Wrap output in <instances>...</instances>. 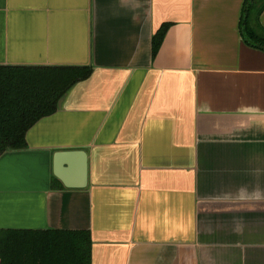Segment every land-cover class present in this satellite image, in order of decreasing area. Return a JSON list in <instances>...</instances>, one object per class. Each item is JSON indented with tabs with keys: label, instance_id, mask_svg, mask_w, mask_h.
Listing matches in <instances>:
<instances>
[{
	"label": "crops",
	"instance_id": "1",
	"mask_svg": "<svg viewBox=\"0 0 264 264\" xmlns=\"http://www.w3.org/2000/svg\"><path fill=\"white\" fill-rule=\"evenodd\" d=\"M244 2L0 0V65L93 68L0 156V229L87 230L92 264H264V50ZM60 151L87 155L83 187L55 174Z\"/></svg>",
	"mask_w": 264,
	"mask_h": 264
},
{
	"label": "trees",
	"instance_id": "2",
	"mask_svg": "<svg viewBox=\"0 0 264 264\" xmlns=\"http://www.w3.org/2000/svg\"><path fill=\"white\" fill-rule=\"evenodd\" d=\"M263 11L264 0H245L240 24L246 43L262 50ZM92 71L91 65H0V156L26 147L27 131L56 112L66 92ZM0 264H92V238L87 230L0 229Z\"/></svg>",
	"mask_w": 264,
	"mask_h": 264
},
{
	"label": "water",
	"instance_id": "3",
	"mask_svg": "<svg viewBox=\"0 0 264 264\" xmlns=\"http://www.w3.org/2000/svg\"><path fill=\"white\" fill-rule=\"evenodd\" d=\"M77 157V158H76ZM73 159H77V170L79 172V182L78 184H70L63 179L61 172H64L63 162L67 164V167H72L71 161ZM55 174L59 176L65 183V185L73 187H83L87 183V176H88V163H87V155L83 151H60L55 155Z\"/></svg>",
	"mask_w": 264,
	"mask_h": 264
}]
</instances>
